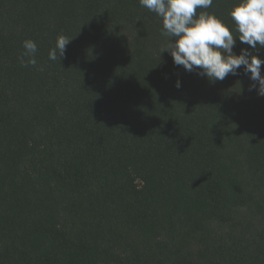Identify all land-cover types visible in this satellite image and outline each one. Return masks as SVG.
<instances>
[{
	"label": "trees",
	"instance_id": "obj_1",
	"mask_svg": "<svg viewBox=\"0 0 264 264\" xmlns=\"http://www.w3.org/2000/svg\"><path fill=\"white\" fill-rule=\"evenodd\" d=\"M161 29L139 0H0V264H264V97Z\"/></svg>",
	"mask_w": 264,
	"mask_h": 264
},
{
	"label": "clouds",
	"instance_id": "obj_2",
	"mask_svg": "<svg viewBox=\"0 0 264 264\" xmlns=\"http://www.w3.org/2000/svg\"><path fill=\"white\" fill-rule=\"evenodd\" d=\"M213 3L214 0H139L142 8L162 20L161 35L167 42L160 51L170 53L175 66H183L187 72L212 82L223 81L229 74L239 75L238 70L243 68V74L252 81L249 91L255 90L264 97V59L249 50L258 52L264 48V0H237L228 12L232 26L206 11ZM237 40L249 48H242L237 54ZM70 42L59 35L49 51V59L55 61L57 52L59 59L64 56ZM22 47L24 52L18 57L21 65L35 67L36 42L25 40ZM176 87H181L179 80Z\"/></svg>",
	"mask_w": 264,
	"mask_h": 264
}]
</instances>
